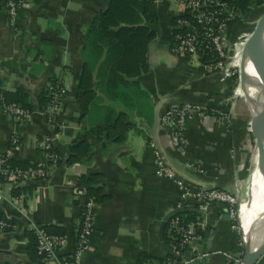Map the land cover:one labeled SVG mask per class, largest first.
Instances as JSON below:
<instances>
[{"label": "crops", "instance_id": "obj_1", "mask_svg": "<svg viewBox=\"0 0 264 264\" xmlns=\"http://www.w3.org/2000/svg\"><path fill=\"white\" fill-rule=\"evenodd\" d=\"M152 2L158 21L152 27L156 38L148 53L150 70L136 79L140 89L128 91L126 100L115 103L99 94L98 109L84 121L76 101L83 48L88 28L108 8L109 0L38 4L31 0L13 26L0 4V92L22 89L32 107L25 123H16L0 108V156L17 137L19 146L13 157L17 163L47 165L46 152L38 147L45 141L61 157L46 180L20 186L22 203L8 199L0 203V218L14 225L13 230L0 232V264H44L35 253L34 225L63 232L69 239L68 252L74 250L85 201L74 194L81 177L101 175L98 187L108 196L103 203L95 202V229L82 264H175L161 233L166 217L180 202V188L158 176L157 153L171 171L195 187L228 191L244 184L252 127L250 119L236 116L235 108L240 112L242 104L231 95L232 80L208 73L201 59L173 55L178 7L175 0ZM51 82L66 89L58 128L50 125L39 106V97ZM181 104L199 105L215 115L206 124L198 117L191 119L183 154L166 145L159 133L160 153L152 139L154 110L159 106L162 116L167 108ZM112 106L126 114L131 124L125 139L116 143L105 136H87L85 131L101 124L105 109ZM222 115L229 117V124ZM78 138H87L92 151L85 162L69 166L71 146ZM185 210L195 211L194 205L188 203ZM190 228L201 230L197 248L207 254L204 264H227L242 252L244 245L226 206L211 207ZM63 255L47 264H60Z\"/></svg>", "mask_w": 264, "mask_h": 264}, {"label": "built area", "instance_id": "obj_2", "mask_svg": "<svg viewBox=\"0 0 264 264\" xmlns=\"http://www.w3.org/2000/svg\"><path fill=\"white\" fill-rule=\"evenodd\" d=\"M31 0H0L10 24H15L18 13L28 6ZM178 12L174 18L171 52L177 57L198 58L203 61L208 73L222 72L227 63L236 68L239 57V46L232 43L229 37V26L241 17L227 0H175ZM233 57V59H231ZM208 61H205V59ZM50 102L42 111L52 127H59V116L66 95L65 87L59 83L49 84ZM0 108L8 113L16 123H25L31 117V112L17 104H8L0 92ZM215 113L193 104H181L167 108L160 117L159 133L163 141L179 154L185 153L188 146L187 127L191 119L198 117L202 123H207ZM225 124L229 117L222 115ZM19 139L13 137L6 154L0 156V203L8 199L11 203H22L23 197L16 195V190L23 184L38 180H46L53 168L61 162V157L50 153L53 149L48 141L38 144L46 152L47 165L32 166L28 169L13 167L15 150ZM158 176L174 181L180 188V202L173 211H184L188 203L194 205V210L206 213L213 204L226 206L231 219L238 215L240 203L239 188L223 190L217 188H201L189 184L171 171L159 153L156 154ZM197 165V164H196ZM196 168V167H195ZM76 197L84 199L81 224L77 233L76 245L68 252L70 243L65 235L49 232L41 226H32L31 232L36 241V255L41 263L47 264L64 254L60 264H82L81 257L91 247V239L95 229L93 208L95 202L88 198L85 190L76 189ZM14 225L6 220H0V232L13 230ZM170 232L179 236V248L172 251L175 264H204L207 254L197 248L202 236L190 227L182 224L181 218H174L170 224ZM189 252L188 259L185 254ZM238 262V261H237ZM230 264V263H227Z\"/></svg>", "mask_w": 264, "mask_h": 264}, {"label": "trees", "instance_id": "obj_3", "mask_svg": "<svg viewBox=\"0 0 264 264\" xmlns=\"http://www.w3.org/2000/svg\"><path fill=\"white\" fill-rule=\"evenodd\" d=\"M33 1L38 4L44 0ZM227 2L241 14L235 22L247 17L252 8L264 4V0H227ZM157 22L152 0H109L108 8L95 16L87 30L83 48L84 66L76 95L81 121L88 118L93 110L98 109L99 94L103 93L108 100L115 103L117 100H126L128 91L140 89L136 79L150 70L148 53L150 44L156 38L152 27L156 26ZM205 61L209 62L207 58ZM2 95L8 104H17L29 112L32 111L29 97L22 89L15 93L2 92ZM49 102V91L46 88L39 97L41 111ZM105 111L104 121L85 131V134L105 136L110 141L122 142L131 127L127 115L120 113L113 106ZM150 141L152 142V139ZM91 151L92 146L87 138L76 139L72 143L67 165L85 162ZM50 153L60 157L54 149ZM11 165L23 169L32 167L15 161H11ZM101 180L102 176L97 174L81 177L78 187L85 190L88 198L94 202L103 203L108 196H105L98 187ZM15 193L20 195L19 190ZM174 218H181L182 224L190 227L198 224L199 215L195 211L184 210ZM172 220L173 218L165 226L164 239L170 250L174 251L179 248V236L170 232ZM196 231L202 235L200 229L196 228ZM49 232L64 235L63 232ZM33 238L36 253V241L34 236Z\"/></svg>", "mask_w": 264, "mask_h": 264}, {"label": "water", "instance_id": "obj_4", "mask_svg": "<svg viewBox=\"0 0 264 264\" xmlns=\"http://www.w3.org/2000/svg\"><path fill=\"white\" fill-rule=\"evenodd\" d=\"M244 55L247 59L243 62L240 69V87L246 93L247 105H249L252 112V128L257 137L259 147L262 148L264 153V99L259 103L255 98H252L249 93V87L253 86L251 77L247 72V65L250 64L254 73L258 76L260 82H264V20L253 32L252 36L247 41L244 48ZM160 108L157 106L154 110L153 125H152V139L158 152H162V146L159 139V125H160ZM260 171L264 175V165L259 167ZM219 206L225 208L223 204L211 205L206 213L209 212L211 207ZM199 216L203 217L206 213L195 211ZM181 211H172L165 219L162 226V233L165 230L167 223ZM163 240V238H161ZM245 245L243 252L235 257L238 264H264V240L262 245L257 250H252L247 241H244ZM168 250V249H167ZM168 254L174 257L171 250H168ZM189 252L185 254L187 260ZM198 264V263H191Z\"/></svg>", "mask_w": 264, "mask_h": 264}, {"label": "rangeland", "instance_id": "obj_5", "mask_svg": "<svg viewBox=\"0 0 264 264\" xmlns=\"http://www.w3.org/2000/svg\"><path fill=\"white\" fill-rule=\"evenodd\" d=\"M264 20V4L259 6V7H254L251 9L250 14L247 17H244L240 19L239 21L231 24L229 26V37L231 39V42L237 43L239 46V49H242L243 46L245 48V45L249 38L252 36L253 32L256 30V28L261 24V22ZM233 59V57L231 58ZM230 63H227L225 69L222 70L221 74L223 76H227L232 80V87L230 89L231 95L234 97H238L239 102L242 104V108L240 112L238 111L237 108H235L236 111V116L240 119L244 117V119L251 120V127H252V114L250 109L248 108V105L246 103L245 98H239V96L236 95L237 90L240 88V69L238 67L236 68H231ZM220 73V72H216ZM135 92L133 91V94ZM151 111V110H150ZM152 112V111H151ZM239 112V114H238ZM151 119V118H150ZM251 137L249 138V146L247 147V153H248V159H249V167L247 171V176L245 179L244 184L240 186L239 189V198H240V203L238 205V215L232 219L235 228L237 232H239V238L240 241L245 245L244 243V232H243V223H242V217L241 214L239 215V209L247 204L249 200V195H250V186H249V181L251 179L252 173L255 171L256 165H257V157H258V151H259V143L257 140V137L255 136V133L253 131V128L251 129ZM243 232V235H242ZM242 247V252H243ZM230 264H238L236 260L230 261Z\"/></svg>", "mask_w": 264, "mask_h": 264}, {"label": "bare ground", "instance_id": "obj_6", "mask_svg": "<svg viewBox=\"0 0 264 264\" xmlns=\"http://www.w3.org/2000/svg\"><path fill=\"white\" fill-rule=\"evenodd\" d=\"M238 50L240 60L236 66L241 69L243 62L247 59L244 55V46ZM247 72L253 83V86L248 88L249 93L252 98H255L261 103L262 99H264V82L259 81L258 76L254 73L250 64L247 65ZM236 95L243 98L247 96L241 87L237 90ZM261 165H264V153L262 148L259 147L257 165L250 179L249 200L247 204L239 209V215L241 214L242 225L244 227L243 239L247 241L252 250H257L264 240V175L259 169Z\"/></svg>", "mask_w": 264, "mask_h": 264}]
</instances>
